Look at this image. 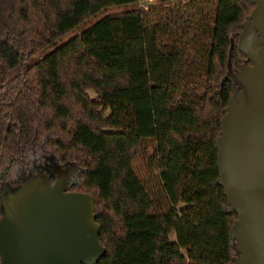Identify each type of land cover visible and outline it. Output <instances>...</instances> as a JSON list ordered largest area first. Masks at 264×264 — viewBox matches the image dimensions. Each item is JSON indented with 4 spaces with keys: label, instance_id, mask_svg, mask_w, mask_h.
Returning a JSON list of instances; mask_svg holds the SVG:
<instances>
[{
    "label": "trees",
    "instance_id": "trees-1",
    "mask_svg": "<svg viewBox=\"0 0 264 264\" xmlns=\"http://www.w3.org/2000/svg\"><path fill=\"white\" fill-rule=\"evenodd\" d=\"M141 1L150 0H0L3 180L21 185L48 156L82 169L69 189L94 198L106 251L97 264H233L238 217L218 183L216 140L253 5L106 14L33 58L108 7Z\"/></svg>",
    "mask_w": 264,
    "mask_h": 264
},
{
    "label": "water",
    "instance_id": "water-1",
    "mask_svg": "<svg viewBox=\"0 0 264 264\" xmlns=\"http://www.w3.org/2000/svg\"><path fill=\"white\" fill-rule=\"evenodd\" d=\"M246 1L253 9L237 42L246 58L235 71L228 63L225 75L233 92L216 140L218 183L227 213L238 217L229 230L233 264H264V0ZM60 167L13 188L2 184L0 264H97L105 255L94 198L67 190L82 169Z\"/></svg>",
    "mask_w": 264,
    "mask_h": 264
},
{
    "label": "rangeland",
    "instance_id": "rangeland-1",
    "mask_svg": "<svg viewBox=\"0 0 264 264\" xmlns=\"http://www.w3.org/2000/svg\"><path fill=\"white\" fill-rule=\"evenodd\" d=\"M189 1L190 0H168L165 3V1L162 2V1L150 0V1H141L137 4L110 6L107 9L97 13L95 16H92V17L88 18L87 20H85L78 27H76L72 31L68 32L67 34L63 35L58 40H56L55 43H53L52 45L43 49L41 52L37 53L33 58L37 59L38 57L45 56V55L49 54L55 48L62 45L63 43H65L66 41H68L69 39L74 37L75 35L79 34L84 29L88 28L90 25H92L94 22H96L97 20H99L100 18H102L106 14H114V13L124 12L127 10L136 9V8L147 10L149 8L160 7L162 5H170V6L180 5V6H182ZM90 95L94 96V94L92 92H90ZM46 158H47L46 159L47 164L44 166H42L40 164L38 167H39V169L42 168V172H51L52 167H51L50 162L54 161L56 163L57 161L53 156H48ZM9 166H10V164L6 165L5 163L0 165V179L2 180V182H1L2 184H5L3 178H4V175L6 174V171L8 170ZM2 184H0V189L2 188ZM6 184L8 186H10L8 183H6ZM155 186H156V190L158 192V207H159V210L163 211L167 208L168 202H167L165 196L162 195V193L160 191L159 184L157 182H155ZM10 187H12V186H10Z\"/></svg>",
    "mask_w": 264,
    "mask_h": 264
},
{
    "label": "flooded vegetation",
    "instance_id": "flooded-vegetation-1",
    "mask_svg": "<svg viewBox=\"0 0 264 264\" xmlns=\"http://www.w3.org/2000/svg\"><path fill=\"white\" fill-rule=\"evenodd\" d=\"M47 161V160H46ZM46 161H44L43 163H41V165L42 166H44V165H46L47 164V162ZM51 163V167L54 165V164H56V165H59V166H61L60 168L61 169H63V170H67V172H70V173H75L76 172V170L77 169H80L79 167H77V166H75L74 164H60V163H58V162H54V161H52V162H50ZM58 163V164H57ZM80 174V173H79ZM79 174L77 175V177H73V176H71L70 177V179H71V181H78V176H79ZM56 180H57V178L56 177H54V176H51L50 177V182H51V184H54L55 182H56ZM77 183V182H76ZM72 185H75V184H68V188H67V190L68 191H73V190H70L69 188H70V186H72Z\"/></svg>",
    "mask_w": 264,
    "mask_h": 264
}]
</instances>
